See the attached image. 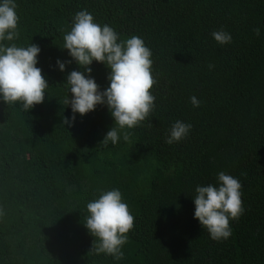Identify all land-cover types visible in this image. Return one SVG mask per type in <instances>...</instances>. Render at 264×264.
Returning <instances> with one entry per match:
<instances>
[{"label": "trees", "instance_id": "trees-1", "mask_svg": "<svg viewBox=\"0 0 264 264\" xmlns=\"http://www.w3.org/2000/svg\"><path fill=\"white\" fill-rule=\"evenodd\" d=\"M14 2L20 36L3 43L38 46L36 67L49 87L27 112L0 97V264H264V0ZM83 8L152 52L155 108L139 127L121 130L116 145L102 144L115 123L106 104L64 123L73 116L67 76L84 69L63 36ZM221 27L233 36L223 48L210 36ZM58 60L71 62L61 72ZM90 67L103 92L110 69ZM177 119L192 131L168 145ZM220 171L240 180L245 211L230 222L231 237L216 242L194 218L193 198ZM113 188L135 216L121 261L92 254L84 225L87 203Z\"/></svg>", "mask_w": 264, "mask_h": 264}, {"label": "clouds", "instance_id": "clouds-1", "mask_svg": "<svg viewBox=\"0 0 264 264\" xmlns=\"http://www.w3.org/2000/svg\"><path fill=\"white\" fill-rule=\"evenodd\" d=\"M14 0H0V97L8 105L19 103L23 111H29L44 101V94L49 87L36 67L40 48L34 44L17 46L13 42L19 39V16ZM254 35L260 37L261 29H253ZM212 40L223 48L233 43L232 34L224 28L213 29ZM64 46L76 63L84 69L72 71L67 76L72 99L65 98L64 103L71 107V121L75 115L81 116L95 110L97 105L106 104L115 123L107 132L102 144L109 142L116 145L121 139V130L139 127L153 112L156 97L151 90L157 83L152 75V52L138 35L121 39L119 33L109 24L95 21L93 14L83 8L77 11L69 31L63 36ZM96 61L110 69L108 80L110 86L100 91L96 81L91 78L90 65ZM57 61L61 72L66 63ZM209 64V70L214 69ZM88 73V76L85 75ZM189 103L199 108L201 101L195 95L190 96ZM192 124L175 120L168 129L165 143L178 144L187 139L192 131ZM131 133L123 132V140L130 142ZM246 175V173H242ZM216 184L198 185L193 198L194 218L197 219L213 241L227 240L232 235V221H238L244 214L242 184L231 174L220 171ZM87 217L84 225L94 237L90 252L94 255L110 256L115 261L125 258L124 246L129 241V233L134 229L135 216L124 202L121 191L113 188L101 192L98 198L86 205ZM4 210L0 208V216Z\"/></svg>", "mask_w": 264, "mask_h": 264}]
</instances>
